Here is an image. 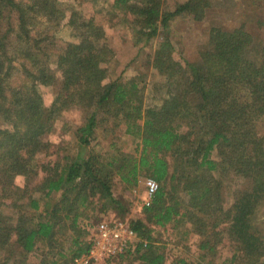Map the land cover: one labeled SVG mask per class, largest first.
Here are the masks:
<instances>
[{"label": "trees", "instance_id": "16d2710c", "mask_svg": "<svg viewBox=\"0 0 264 264\" xmlns=\"http://www.w3.org/2000/svg\"><path fill=\"white\" fill-rule=\"evenodd\" d=\"M77 2L0 0V264H26L39 245L45 255L28 264H72L92 245V237L84 238L88 209L105 199L122 212L115 177L136 185L142 176L158 188L129 220L139 241L120 256L139 252L143 264H165L167 244L154 238L153 227L160 236L187 225L184 239L196 237L199 259L174 256L169 264H213L225 241L232 250L220 264H264V236L253 222L264 201V45L254 49L243 24L211 26L207 46L189 62L175 60L163 40L151 65L165 76V95L145 104L135 78L109 77L113 50ZM213 2L164 8L162 0H112L111 7L146 44L176 17L204 19ZM62 26L76 40L52 58ZM55 81L59 91L45 106L39 87ZM75 107L83 112L73 131L76 153L46 159L54 156L48 134L60 128L61 112ZM108 121L113 125L103 131L118 130L114 139L129 136L133 146L122 151L111 142L116 152L102 160L90 145Z\"/></svg>", "mask_w": 264, "mask_h": 264}, {"label": "rangeland", "instance_id": "374dc122", "mask_svg": "<svg viewBox=\"0 0 264 264\" xmlns=\"http://www.w3.org/2000/svg\"><path fill=\"white\" fill-rule=\"evenodd\" d=\"M186 0H162L164 8H172L176 3ZM112 0H78L76 8L80 10L81 16L85 19L92 17L94 21L102 26L103 36L110 48L113 50V57L109 63V77L120 80L135 78L139 82V88L145 104L157 103L165 95V88L162 86L165 76L159 70L151 65L153 52L160 46L163 40H169L174 49L172 52L175 60H188L195 62L200 51L205 48L209 41V29L211 26H221L223 28H232L243 24L245 28L255 37V48L259 49L264 45V2L261 0H214L211 8L207 9L204 19L200 21L193 20L190 16H180L169 22L166 29H162L158 37L148 43L137 42L133 30L130 29L128 17L117 9L111 7ZM73 31L68 27H61L55 34V43L49 49L51 57L54 58L59 50L68 42L75 41ZM40 92L45 106H50L53 98L59 91L60 83L55 81L52 85L40 86ZM83 112L80 108L75 107L62 111L58 117L59 129L48 134L47 140L53 143L52 154L55 158L62 155L76 153L77 143L74 136V129L82 121ZM4 121L0 117V126ZM61 125H64L61 126ZM113 121H108L100 125L94 134L90 145L91 154H99L102 160H109L116 152L110 146L115 142L117 147L122 151H129L132 148V139L129 136L121 135L115 140V135H119L118 130L105 133L104 127H112ZM115 127V126H114ZM115 129V128H114ZM114 140V141H113ZM51 155V154H49ZM147 177H140L136 185L123 184L115 177L112 184V191L115 198H118L123 206L122 212L120 207L105 199H99L97 204H92L94 208H89L83 222L86 224L88 234L84 238H94V231L99 223H117L128 224L130 219L137 218L141 215L142 207L147 199L146 182ZM226 200L231 198L227 190H223ZM54 200V197H53ZM254 225L259 228L264 236V201L258 206L253 219ZM187 225H180L179 229L170 234L160 230V236L153 227L152 235L154 238L161 239V244L166 245L165 253L166 262L173 259L174 256H182L188 260H198L199 251L195 244V236L189 235L185 238L184 229ZM139 241L136 234L134 244ZM133 244V246H134ZM232 245L225 241L219 245L218 252L212 258L213 264H220L222 260L228 258L231 254ZM45 245H39V250L34 254H28L26 264L38 263L45 255ZM127 253L125 251L124 255ZM140 253H130L125 258L115 256L104 258L99 264H127L130 260L132 264H143L139 259Z\"/></svg>", "mask_w": 264, "mask_h": 264}, {"label": "built area", "instance_id": "2783aa9c", "mask_svg": "<svg viewBox=\"0 0 264 264\" xmlns=\"http://www.w3.org/2000/svg\"><path fill=\"white\" fill-rule=\"evenodd\" d=\"M145 185L147 192L145 205H149L158 183L152 178H147ZM135 239L136 234L128 224L99 223L95 228L89 252L76 258L72 264H99L104 258L122 255L128 248L133 247Z\"/></svg>", "mask_w": 264, "mask_h": 264}]
</instances>
